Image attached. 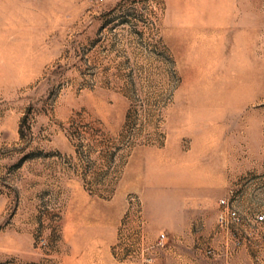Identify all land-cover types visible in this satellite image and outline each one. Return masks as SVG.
<instances>
[{"label":"rangeland","instance_id":"374dc122","mask_svg":"<svg viewBox=\"0 0 264 264\" xmlns=\"http://www.w3.org/2000/svg\"><path fill=\"white\" fill-rule=\"evenodd\" d=\"M263 212L264 0H0V264H264Z\"/></svg>","mask_w":264,"mask_h":264},{"label":"built area","instance_id":"2783aa9c","mask_svg":"<svg viewBox=\"0 0 264 264\" xmlns=\"http://www.w3.org/2000/svg\"><path fill=\"white\" fill-rule=\"evenodd\" d=\"M222 202L225 203L226 200H223ZM258 219H259V220H264V212H263V213H260V214L258 215ZM165 236H166L165 233H162V234H161V239H164Z\"/></svg>","mask_w":264,"mask_h":264},{"label":"bare ground","instance_id":"6f19581e","mask_svg":"<svg viewBox=\"0 0 264 264\" xmlns=\"http://www.w3.org/2000/svg\"><path fill=\"white\" fill-rule=\"evenodd\" d=\"M223 7H224V5H223ZM214 9L215 8V3H212L210 6H209V8H206V9ZM205 9V10H206ZM210 10H208V12H209ZM211 12H209V14H210ZM212 20H214V18H212ZM239 77H245V76H239ZM233 85V84H232ZM237 86V84H235V86L234 87H236Z\"/></svg>","mask_w":264,"mask_h":264}]
</instances>
